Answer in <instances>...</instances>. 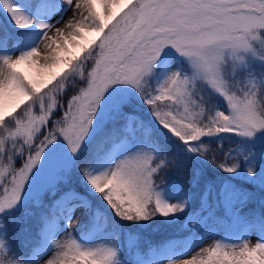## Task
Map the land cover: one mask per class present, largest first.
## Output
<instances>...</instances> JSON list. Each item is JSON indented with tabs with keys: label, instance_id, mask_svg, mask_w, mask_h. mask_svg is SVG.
Segmentation results:
<instances>
[{
	"label": "snow or ice",
	"instance_id": "obj_1",
	"mask_svg": "<svg viewBox=\"0 0 264 264\" xmlns=\"http://www.w3.org/2000/svg\"><path fill=\"white\" fill-rule=\"evenodd\" d=\"M0 8V264H264V0Z\"/></svg>",
	"mask_w": 264,
	"mask_h": 264
},
{
	"label": "rangeland",
	"instance_id": "obj_2",
	"mask_svg": "<svg viewBox=\"0 0 264 264\" xmlns=\"http://www.w3.org/2000/svg\"><path fill=\"white\" fill-rule=\"evenodd\" d=\"M75 2H76V0H74V4H75ZM97 9L100 11L101 15L105 14V9H104L103 5L98 4ZM124 10H126V8ZM74 14H75L74 7L68 8L67 11L65 13H63V21H61L60 23H57V21L60 20V13L58 12L52 17L51 22L56 27H63L64 21H67L70 18H72L74 16ZM5 18L6 17L3 13V10H2V8H0V22H3V20ZM53 35H55V27L53 28V30L51 32H49V36H53ZM41 49L42 50L40 51V55L36 58L38 60L39 64L42 65L45 63H51L52 61H50V60L46 61L44 59V57L47 55V52L45 50H43V45H41ZM68 49H69V53L78 52V50L73 48L71 45H68ZM33 71L35 72L37 70L33 69ZM56 118H59V116H57ZM161 176H163V173H161ZM157 182L159 183V180ZM80 215H81V213L78 212L77 218L72 220L71 225L67 229L68 232H76L77 235H79V232L77 229V223H78V219H79ZM208 227H209V229L205 232V237H206L205 239L207 240V243H206V247L204 246L203 248L213 247L215 244V240L219 236H229V235L234 236L235 234H237V228L235 226L228 225L227 223H225L224 225H222L220 227H216L214 225H209ZM207 237H210V238H207ZM59 239L64 240L65 235L61 234ZM256 242H257V235L255 233H253V234H251V238L248 240V243H249V245H254ZM199 251L200 250H197L195 252L198 253ZM237 251H238V249H237Z\"/></svg>",
	"mask_w": 264,
	"mask_h": 264
},
{
	"label": "bare ground",
	"instance_id": "obj_3",
	"mask_svg": "<svg viewBox=\"0 0 264 264\" xmlns=\"http://www.w3.org/2000/svg\"><path fill=\"white\" fill-rule=\"evenodd\" d=\"M206 243H207V240L205 239L204 242L200 245V247L196 248L195 251L200 250V248H203L204 246L206 247ZM195 251L193 253H191L190 255H195L196 254ZM190 255L186 256L184 258H190ZM165 264H167V261H165ZM176 264H180V261L179 260L176 261Z\"/></svg>",
	"mask_w": 264,
	"mask_h": 264
},
{
	"label": "trees",
	"instance_id": "obj_4",
	"mask_svg": "<svg viewBox=\"0 0 264 264\" xmlns=\"http://www.w3.org/2000/svg\"><path fill=\"white\" fill-rule=\"evenodd\" d=\"M61 103H63V98L61 99ZM77 188H78V190H80L79 189V185H77ZM17 243H20V238L19 237L17 238Z\"/></svg>",
	"mask_w": 264,
	"mask_h": 264
}]
</instances>
